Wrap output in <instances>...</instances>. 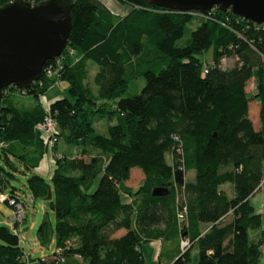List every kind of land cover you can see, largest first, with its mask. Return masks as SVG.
<instances>
[{"label":"trees","instance_id":"16d2710c","mask_svg":"<svg viewBox=\"0 0 264 264\" xmlns=\"http://www.w3.org/2000/svg\"><path fill=\"white\" fill-rule=\"evenodd\" d=\"M116 1L128 6L124 14H112L97 0H71L70 28L56 70L66 97L49 101L46 110L37 101L18 107L7 97L6 89H12L36 99L50 81L43 74L28 88L9 84L1 89L0 189L5 174L10 175L6 166L14 168L9 156L33 169L46 152L33 128L45 111L55 121L57 138L78 156L55 154L49 182L36 172L25 179L30 199H41L53 211L56 252L44 258L23 256L11 222V229L0 225V264H53L68 254L88 264H144L139 243L172 233L177 240L187 238L189 245L170 264H256L264 228L248 196L264 176V25L216 6L198 15L145 0ZM195 20L188 42L175 46L185 25ZM207 48L211 61L203 63L201 74L198 55ZM223 56L233 57L230 67H219ZM86 61L96 66L94 92L84 83ZM136 78L143 80L139 91L122 96ZM249 79L251 92L244 90ZM251 100L257 101L255 129L247 116ZM94 117L112 122L98 133ZM11 143L29 150L14 151ZM90 150L94 153L81 156ZM131 167L142 173L134 191L123 184ZM176 167L191 170L192 179L173 189ZM223 183L230 186V196L220 188ZM154 186L166 192L151 195ZM12 190L2 201L23 204ZM181 207L184 215L178 219ZM202 223L209 224L204 231ZM44 225L45 220L37 233L41 244ZM120 228L124 232L112 237ZM192 246L196 254L190 261Z\"/></svg>","mask_w":264,"mask_h":264},{"label":"water","instance_id":"95a60500","mask_svg":"<svg viewBox=\"0 0 264 264\" xmlns=\"http://www.w3.org/2000/svg\"><path fill=\"white\" fill-rule=\"evenodd\" d=\"M146 3L177 11H198L202 14L216 6L232 14L264 25V0H145ZM71 0H41L30 4L24 0H10L0 5V96L1 89L13 85L17 89L30 87L41 75L44 61L63 49L70 28ZM174 183L181 184L182 170L171 171ZM166 192L163 186L151 188V195ZM50 189L46 188V196ZM46 241L51 226L46 217ZM41 224L37 231H39Z\"/></svg>","mask_w":264,"mask_h":264},{"label":"rangeland","instance_id":"374dc122","mask_svg":"<svg viewBox=\"0 0 264 264\" xmlns=\"http://www.w3.org/2000/svg\"><path fill=\"white\" fill-rule=\"evenodd\" d=\"M104 5H109V7H114L118 9L124 8L126 5L123 3H120L116 0H101ZM197 22L195 20L193 24H186L184 31L180 38L174 41L175 46H182L185 45L189 40V31L194 27V23ZM70 55H73L70 54ZM199 60L203 63L208 64L210 60V50L207 48L206 50L202 51L200 55H198ZM234 62V59L232 56H223L219 59V67L220 68H228L230 67ZM92 68L90 66L86 67V78H85V85L91 89V91L94 89L93 84L91 82V79L89 76H87L91 72ZM57 76L49 77V83L46 85L45 90H43L42 93L39 94V96L35 98L29 96L27 98L28 103H35L41 102V105H43V109H47L48 107V100L50 96H53L55 94L60 95L61 97H66V86L65 82L63 80H57ZM251 80L249 79L245 86L244 90L247 92L252 91L251 86ZM143 84V80L141 78H136L134 80H131L127 83L126 89L122 93V96H127L131 94H135L139 91L141 85ZM9 89H6L8 91ZM12 90V89H11ZM18 92V91H17ZM23 93H17L15 95H12V101L18 102L19 104L22 103V105H27V103H24L23 101ZM247 116L252 124L253 127H256L257 125V101L251 100L247 104ZM110 123L109 120H107L106 117H94L92 126L95 132L102 133L105 131L106 125ZM56 125V124H55ZM66 146V143H64L61 138H57L54 142V147L50 148L45 152V154L48 157L49 165L53 167L54 163H52L51 159L55 158V154L63 155L66 158L71 156H76L78 154V151L76 149H73L72 152L66 153L62 147ZM61 147V149H60ZM27 147L25 148V150ZM17 151V150H15ZM65 152V153H63ZM26 153V152H25ZM94 150H90L88 154L81 155L83 158H87L89 155L93 154ZM78 156V155H77ZM9 162L11 165H13L14 168L7 169L10 170V175L5 174V181L3 186L0 189V195L3 196L8 195L10 192V189H13V193L17 199L23 202L22 209L20 212L21 221L16 223L15 225V232L18 238V245L21 248L23 256H28L29 258H44L49 257L52 255L53 252H56L55 246H54V236L51 233L48 241H46V235L45 242L41 244L37 238L38 228L41 224V221L46 217L47 221L49 222L50 226L52 227L54 222V215L51 208L46 207V205L42 202L41 199L34 197L33 200L28 201V197L30 196V193L25 187V179L26 177L35 172L33 169H27L25 168L21 161L18 159L13 158L12 156L8 157ZM165 161L166 163L170 164V158L169 153L165 154ZM4 163L0 160V165H3ZM181 168V167H180ZM182 169V168H181ZM141 176V171L138 167H133L130 170L129 173V185L131 187L135 188L136 184H138ZM43 179L46 182L48 181L47 176H43ZM191 170H183L182 169V180L187 181L191 180ZM172 181V179L170 178ZM174 184V185H173ZM175 184L172 181L171 188L175 189ZM223 187V186H222ZM224 190H229L230 187H223ZM127 198V197H126ZM124 198V199H126ZM2 197L0 196V225H4L8 228H12L11 219H13V213L12 208L7 205V203L2 201ZM46 228V223L44 225ZM117 232H120L118 230ZM118 233H115V235H111L112 237H116ZM148 246V245H147ZM144 246V253H145V260L147 264H151V250ZM65 257V255L62 256V258ZM67 261H72L69 256L64 258V264H67ZM59 262V261H58ZM61 264V263H59Z\"/></svg>","mask_w":264,"mask_h":264},{"label":"crops","instance_id":"0c3cea01","mask_svg":"<svg viewBox=\"0 0 264 264\" xmlns=\"http://www.w3.org/2000/svg\"><path fill=\"white\" fill-rule=\"evenodd\" d=\"M97 1L101 5H103L108 11H110L112 14L122 15L128 9L127 5L124 8H122V9H118V8L114 9V7H109V5H104L101 0H97ZM85 66L86 67L90 66L92 68L91 72L87 75L91 79V77H92V75H93V73H94V71L96 69V66L91 61H86ZM92 91L93 92L95 91V87H94V89ZM5 93H6L7 97L12 100V95L17 94L18 92L15 91V90L9 89ZM22 95L24 97L23 101H24V103H27V105H24V104L22 105V103L19 104L18 102H14L13 101L14 105L18 106V107L19 106L20 107L21 106H23V107L31 106L32 103L29 104L28 101H27V98H29V96L25 95V94H22ZM58 97H61V96L58 95V94H55V95L50 96L49 98H47V100L49 102V101H52L53 99L58 98ZM111 122H112V120L110 121V123ZM253 128L254 129L257 128V125H256V127H253ZM11 147H13V149L17 150V152H20V153L21 152L25 153L26 151L29 150V148H27L25 150L24 147H21L17 143H11ZM60 149H61V147H60ZM62 149L66 153H68V152H72V150L75 149V148L74 147H70L68 145H66V146L64 145V147H62ZM132 168L133 167H131L129 169V173H130V170ZM33 170L36 173H38L39 175H41L42 177L45 175L49 179L51 171H52V166L49 165V160H48V157H47V155L45 153L40 155L35 167L33 168ZM129 173H128V178L123 182V184L125 186L129 187L131 191H134L138 187V185L140 183V180L142 178V173H141V176H140V180H139L138 184H136L135 188H133V187H131V185H129V182H128ZM191 178H192V172H191ZM222 186L223 187H225V186L230 187L227 183L221 184L220 185L221 189H223ZM224 191H225V193L228 196L231 195V190L230 189L227 190V191L226 190H224ZM248 204L252 208V211L254 213L258 214L259 220H260V228H264V176L262 177L261 181L258 183L257 187L249 194V196H248ZM208 226H209L208 223L200 224V226H199L200 231L206 230L208 228ZM159 227H161V226H159ZM118 230H120V232H117ZM123 232H124V230L122 228H120V229H117V230L113 231V233L111 235H115V233H118L117 236H119ZM255 233H256L255 230L254 231H250L249 235L251 237H253ZM177 244H178L177 237L172 233V234L168 235L167 237H163L162 238V237L159 236V237L151 238V239H149V240H147L145 242H140L139 245H138V250L141 253V257L143 259L144 264H147L146 260H145V253H144V246L145 245L146 246L148 245L147 247L152 251L151 252V257H150L151 264H170L171 261L178 255V245ZM259 250H260V254H259L258 261H257L256 264H264V239H263L262 243L259 246ZM195 254H196V249H195L194 246H192L190 248V250H189L190 261L194 260ZM67 256H69L70 259H72V261H69V262L67 261V264H88L87 261L84 258H82L81 256H79L77 254L65 255V257H67ZM65 257H63L61 259V261L55 262L53 264H59V263L64 264L63 262H64V258Z\"/></svg>","mask_w":264,"mask_h":264},{"label":"built area","instance_id":"2783aa9c","mask_svg":"<svg viewBox=\"0 0 264 264\" xmlns=\"http://www.w3.org/2000/svg\"><path fill=\"white\" fill-rule=\"evenodd\" d=\"M196 14L201 15L202 13L198 11H194ZM64 48V47H63ZM67 54L70 55L73 53V49L66 47ZM62 51V50H61ZM61 59L62 55L59 53L58 55L52 57L49 59L50 61L44 65V63L41 66V74H43L44 77H55L57 76L56 70L61 65ZM206 70V66L202 65L201 67V74H203ZM43 106V105H42ZM46 110V109H45ZM35 131L39 134V136L42 138L44 143V150L47 151L51 148L52 144L56 141V125L54 119L51 117V115L45 111V113L42 115L41 119L36 122L33 126ZM2 198H5L2 194L0 195ZM28 201H31L30 197H28ZM6 202L9 206L12 208L13 213V219H11V222L18 223L21 221L20 212L22 209V203L19 201H15L12 198H7ZM184 215V207H181L180 210H177L175 213L176 218L180 219ZM189 245V241L185 237H181L178 240V251L179 253L183 252ZM62 257L59 258V261H61Z\"/></svg>","mask_w":264,"mask_h":264}]
</instances>
